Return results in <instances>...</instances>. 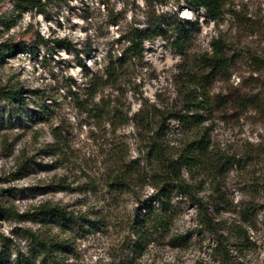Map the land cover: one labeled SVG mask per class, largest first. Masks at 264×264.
Returning <instances> with one entry per match:
<instances>
[{
	"label": "rangeland",
	"instance_id": "obj_1",
	"mask_svg": "<svg viewBox=\"0 0 264 264\" xmlns=\"http://www.w3.org/2000/svg\"><path fill=\"white\" fill-rule=\"evenodd\" d=\"M50 1L44 13L33 9L20 16L18 0H0V20H17L11 31L0 28V48L6 44L19 48L0 61V88L24 91V106L0 99V194L23 216L0 217V233L26 251L22 229L37 227L26 215L41 202L71 209L103 205L102 191L96 192L89 182L91 177L99 183V161L93 155L98 150L93 134L97 131L74 104L72 94L87 84L90 75L104 73L109 59L122 53L129 32L161 22L168 37L174 40L177 32L184 36L189 58L161 37L146 43L144 57L123 79V98L132 105V113L145 102L172 104L184 71L211 50L214 40L226 42L232 66L226 76L214 80L212 94L231 100L238 95L256 97L261 103L260 109L242 111L231 103L228 112L217 115L212 141L240 164L224 178V202L208 204L219 212L218 218L237 225H241L237 212L242 206H255L258 213L252 225L245 226V239L225 232L196 233L178 247L167 240L152 248L142 264H264V0H232L219 24L204 9L194 10L183 0ZM173 23L183 28L176 30ZM56 40L72 46L65 48ZM45 106L53 111L50 121L38 115ZM53 128L63 137L55 145ZM126 133L130 137L133 129ZM58 145L65 149L59 151ZM195 217V207L187 204L176 224L180 233L195 227ZM116 240L115 230L77 235L75 252L66 264H119L113 260ZM14 250L12 246L6 264H14Z\"/></svg>",
	"mask_w": 264,
	"mask_h": 264
},
{
	"label": "trees",
	"instance_id": "obj_2",
	"mask_svg": "<svg viewBox=\"0 0 264 264\" xmlns=\"http://www.w3.org/2000/svg\"><path fill=\"white\" fill-rule=\"evenodd\" d=\"M18 1L16 9L20 16L33 9L42 14L51 2ZM183 1L194 10L204 9L207 17L217 24L224 19L232 2ZM163 25L157 22L129 32L122 53L109 59L104 73L90 75L87 84L72 94L74 104L88 115L89 123L97 131L93 134L98 150L93 155L96 162L99 161V167L96 166L99 183L91 177L89 182L96 192L102 191L103 205L71 209L60 203L41 202L26 215L37 225L22 229L27 240L26 251L0 233V264H6L4 261L9 258L12 246L16 254L14 264H66L69 255L75 252L77 235L114 230L117 244L113 260L119 264H142L147 253L160 243L168 240L170 245L178 247L196 233L219 236L226 232L238 239L246 238L245 226L252 225L257 207L242 206L237 212L241 225H237L218 218L216 213L219 216V212L212 211L208 204L213 200L224 202V178L234 165L240 164L212 141L217 115L228 112L231 103L240 111L260 109L261 103L256 97L238 95L231 100L223 94H212L214 80L226 76L232 66L226 42L221 38L214 40L211 50L200 54L195 65L184 71L182 85L172 104L158 106L145 102L132 113V105L123 98V79L144 57L146 43L156 42L161 37L187 59L188 45L184 36L177 32L173 40ZM15 26L16 19L0 20V28L11 31ZM171 26L176 30L183 28L181 24ZM55 42L68 49L72 46L66 40ZM1 47L0 61L19 50L9 44ZM81 67L87 69L84 62ZM23 93L22 88L15 86L0 88V99L24 106ZM38 115L50 121L53 111L45 106ZM171 123L176 125L171 126ZM129 127L133 129L130 137L126 133ZM52 135L54 145L59 144L63 137L57 128H53ZM60 146L58 150L63 151L65 147ZM147 188L152 189L150 194ZM207 192L208 195L203 194ZM187 204L195 207V227L180 233L176 224ZM17 216L23 217L0 194V217L16 219Z\"/></svg>",
	"mask_w": 264,
	"mask_h": 264
}]
</instances>
